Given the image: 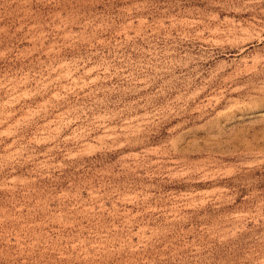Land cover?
I'll return each mask as SVG.
<instances>
[{
	"label": "rangeland",
	"instance_id": "1",
	"mask_svg": "<svg viewBox=\"0 0 264 264\" xmlns=\"http://www.w3.org/2000/svg\"><path fill=\"white\" fill-rule=\"evenodd\" d=\"M0 264H264V0H0Z\"/></svg>",
	"mask_w": 264,
	"mask_h": 264
}]
</instances>
